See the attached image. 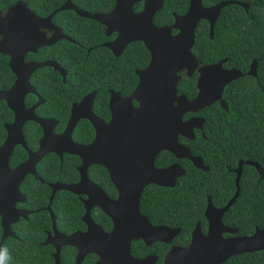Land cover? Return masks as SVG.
<instances>
[{"label":"flooded vegetation","instance_id":"af4514ba","mask_svg":"<svg viewBox=\"0 0 264 264\" xmlns=\"http://www.w3.org/2000/svg\"><path fill=\"white\" fill-rule=\"evenodd\" d=\"M144 1L145 0H140L132 4L131 11L133 14H138L142 11ZM114 5L115 2L113 0L112 8L103 14L111 12ZM6 8L0 11L3 13ZM58 8L52 10L51 13ZM160 9L153 14L151 20L152 25L156 28L165 26L170 27L173 24L174 17L182 15L173 14L171 24L157 25L154 22L155 14L159 12ZM30 12L33 13L31 10ZM57 12L60 11H56V13ZM34 15L37 16L36 14ZM37 17L42 19L45 18L40 16ZM51 19L50 24L54 28L58 29L60 35L64 38H60L49 45L36 47L34 51H30L29 47L28 52H26L23 56V63L30 65L31 63L43 64L51 62L52 66L43 65L32 70L27 78L29 91L23 94H21V91H17L16 94L9 99V101L13 103L12 105L16 107L15 110H18L19 112H21V109L19 108V104L21 103L23 113L20 118H23L25 115L24 111H27L34 106V108H32V115L35 118L52 121L53 125L51 128L50 138L52 139L51 142L54 148H61L63 146L62 134L69 124L68 121L72 115V108L74 107L75 112L72 116L73 119L76 118V120L69 135L70 140L72 143L80 146H89L96 140L94 142L95 144H93L94 151H92L91 155H82V157L65 152H61L59 155L55 152L44 153L33 166L38 179H35V177L30 173H25L18 183L17 193L20 197H17L18 199L12 206L14 210L20 212V214L17 215L14 222L9 224V231L12 236L4 239H16L15 232L12 230L13 226L19 224L20 221H26L28 216L32 213V211L25 206L26 199L24 194L20 191L21 184L27 177H31L33 180L42 183V180L36 171L37 165L46 156L54 155L59 163L62 162L65 156L75 159L73 167L75 178L72 182L54 181L47 183L46 186L49 189V196L46 206L49 205L50 210L51 199L57 192L62 191L73 195L74 204L77 206L80 213L78 218L80 227L69 232H64L56 229L54 216L50 211L53 217L54 231L64 237H69L77 233L86 234L88 231L92 232L91 236L87 237V241H92L96 244L97 250H107L109 259L108 264H165V261L171 252H180L191 246L197 250V252L193 255V257H191L192 259L190 261L183 262V264H229V261H232L230 264H241L240 261L234 259L244 254L263 253L264 250H260L252 253L233 255L219 263L204 261V255H201V252L210 246L215 247V245L221 240L227 241L236 238L250 237L253 235L255 230L258 229L254 228L250 234L242 235L239 229L230 225L231 222H228L226 217L227 213H229V209L239 195L240 178L244 167H249L251 169L250 178L253 180L247 183L248 185H257L258 180L262 178V175H260L254 167L241 164L239 177L236 179L238 163L250 160H235L232 157H221L220 164L212 166L204 164L202 156L198 154L197 151L193 150L194 148L200 147V140L206 141L208 136L202 132L204 123L201 116L202 109L194 113L187 112L182 115V121L184 122L189 119L201 120L199 128H193L190 133H184L185 136L179 134L178 132L175 134L176 143L188 152L189 159L177 158L172 152L162 148V146L155 149H153L154 147L150 148L153 143L149 142V140L147 142V139L161 138L164 135L162 133L122 132L123 123L127 114L130 113V108L137 109L139 107L135 100L129 99L132 91L138 84V76L136 73L144 70L150 60L149 52L142 43H127L120 51L121 47H115L113 45L118 36L117 32H107L104 25L91 20L101 27L100 29L102 32L99 42H94L93 46L84 50V56H87L86 59L92 50L96 51L93 57L96 68L94 69L92 75V88H86L78 94L77 92L72 93L73 99L67 103L64 102L60 93L53 92L55 100L54 104H57L58 108L63 105L66 108L64 118L56 119L54 117L38 115L37 109L39 107L45 105V107L48 108L46 101L48 98L47 91H49L50 86L49 84L46 85L47 82L43 81V95L41 96L38 93L37 88L34 86L33 76L37 72L46 68L49 69L51 74L54 76V82L58 81L60 85H64L66 82V71L58 63L57 56L53 59L46 58L40 60L36 58L38 51L55 46L61 41H65L73 45L76 44L74 40L70 39L61 31L60 27L52 23ZM206 25L208 27L207 22ZM38 30L43 34L45 40H49L54 35V31L52 29L48 30L40 28ZM170 34L174 35L176 34V31L171 30ZM132 44H140L147 53L146 56L145 53L141 51L140 55H135V59H144L147 57V63L141 68H133L130 70L129 57L126 55L124 59H122V62H119L116 68L115 63L118 61L117 59L120 58L124 52L127 50L129 51V47ZM109 46H111L112 49ZM115 53H117V55ZM1 55L7 57V67L13 76L11 85L6 89L0 90V93L2 94L11 89L16 80V76L8 66L9 56L6 54ZM222 60H224L221 64L222 69H233L224 68L223 64L225 63V59ZM197 65L198 67L202 66L199 65L198 62ZM245 73H241L242 76L246 75ZM177 75L180 77V81L183 79H193L195 92L192 96H190V98H186L183 94H180L177 89L179 81L176 87V97L183 96L187 101L193 99L197 92V71H193L190 77H187L185 70L177 73ZM58 91L63 92V90ZM30 98L32 100H30ZM127 99H129L128 104L126 103L128 101ZM84 100L85 102H83ZM0 102L10 114L9 120L1 124L3 136L0 141V170L5 165L7 168L6 173H8V171L14 170L19 165L29 160L30 154L35 153L38 150L39 142L43 137V132L41 127L32 120H25L18 129L17 124L19 121V114L18 118L15 117L16 113L14 112V109L9 108L4 99H0ZM213 104H216L219 109L222 110L218 101ZM172 106L175 107L176 103L174 102ZM123 117L124 121H121ZM90 119L96 120V122L99 121L97 122L98 125L101 124L102 126L108 125L113 120L117 123L116 128L118 129V132L114 131L110 134L111 137H109L110 140L108 145L102 142V139L105 137L104 134L101 131L100 133L96 131V128L91 124ZM83 122L88 125V135L81 141H75L73 139L74 128L78 123ZM30 123L36 124L40 132L35 146L32 149L30 148V145L27 144L23 132L24 127ZM120 123H122V126ZM12 124H14V126L10 132L13 130L11 137L15 143L11 149L8 150L11 139L8 138L6 127L11 126ZM60 124H62V126L58 130V126ZM17 130L19 131V136ZM67 130H69V128H67ZM66 135L67 131L64 134V138ZM19 137L20 142H17ZM172 137V133L169 134L166 132V135L163 136L162 140L164 139V142L167 143L166 140H170ZM16 151H19V154L17 153L18 162L14 161V153ZM190 158H197L201 163L200 167L195 166L191 162ZM214 160L217 159L215 158ZM168 170V173L166 172L165 175L162 174L164 171ZM53 184L70 186L79 185V193L74 194L66 190H57L51 196V185ZM3 187L4 185H2V179H0V192L3 191ZM236 193L237 195L234 198ZM233 198L234 200L232 204L222 214H220L219 211H221ZM208 205L209 208L211 207L214 209L215 216H217L218 213L220 214L219 220L222 228L215 230L214 233H219V236L217 237H210L211 231L209 229V220L205 215ZM46 206L42 208V210L48 214L50 228L45 232V237L41 245H47L52 248L53 252L51 257L52 264H54V247L51 244H44L47 235L52 238L54 233L52 230L50 215L45 210ZM262 229L264 228L258 230ZM101 234L112 235L114 237L107 241ZM1 235L2 227L0 224V238ZM2 241H0V245ZM105 241H107V244L104 243ZM63 248H69L73 251L71 264H75L77 248L68 245L60 246L58 252V264H60V252ZM124 249H126V253L123 251ZM86 260L87 264L102 263L99 256L95 253L86 254L80 264H84ZM175 264H180V262H176Z\"/></svg>","mask_w":264,"mask_h":264},{"label":"trees","instance_id":"16d2710c","mask_svg":"<svg viewBox=\"0 0 264 264\" xmlns=\"http://www.w3.org/2000/svg\"><path fill=\"white\" fill-rule=\"evenodd\" d=\"M21 1L34 14L45 17L58 8L66 0H0V10ZM223 1H235L247 5L246 9L230 4L224 6L218 14L213 26L212 38L208 37L206 22L200 21L194 30V42L191 52L199 65L213 64L225 59L224 68H233L244 74L252 60L256 61L255 77L243 75L226 87L222 92V100L226 103L227 111L219 109L216 104L202 109L204 120L202 132L207 134V140H200V147L194 148L202 156L205 165L220 164L221 157H232L235 160H250L262 170V178L257 185L251 182V169L244 167L239 186V195L227 213L226 220L231 226L239 229L242 235H247L254 228H264V0H202L204 7L213 6ZM77 9L88 13H106L113 6V0H69ZM188 0H164L159 12L155 14V24H171L172 15L185 12ZM52 23L76 42L75 45L65 41L55 46L38 51L37 59H53L57 56L58 63L66 71V82L60 85L54 82V76L49 69H42L34 76V86L42 96L43 81L49 84L47 105L39 107L40 116L56 119L64 118L66 108H58L53 92L60 93L64 102L73 99L72 93H80L86 88H92L93 71L96 68L93 57L96 51H91L88 58L84 50L99 42L101 27L95 22L80 18L69 10L54 14ZM146 51L140 44H132L118 58L115 67L127 55L129 69L141 68L147 63L144 59H135ZM56 59V60H57ZM13 76L7 67V57L0 54V90L8 88ZM45 85V86H46ZM178 92L190 98L195 92L194 80L183 79L178 84ZM58 90H63L59 92ZM30 100H32L30 98ZM64 103V104H65ZM10 118L9 111L0 102V141L3 130L1 124ZM62 124L58 126V130ZM88 125L78 123L73 131V139L81 141L88 135ZM24 136L30 148H34L39 137V128L30 123L24 127ZM86 141V140H85ZM19 151L14 153V161L18 162ZM217 160H214V159ZM75 159L64 157L59 163L54 155H48L37 165L36 171L42 183L27 177L20 186L24 194L26 208L32 213L26 221H20L13 226L16 239H4L0 245V253L6 249L2 264H52V248L41 245L45 232L50 228L48 214L42 210L47 204L49 189L47 183L54 181L72 182L75 178L73 167ZM50 211L59 231L69 232L80 227L79 210L74 204L73 195L57 192L50 202ZM73 251L63 248L60 252V264L72 263ZM241 264H264V252L244 254L235 258ZM232 261H229V264ZM87 264V260L84 262Z\"/></svg>","mask_w":264,"mask_h":264},{"label":"water","instance_id":"95a60500","mask_svg":"<svg viewBox=\"0 0 264 264\" xmlns=\"http://www.w3.org/2000/svg\"><path fill=\"white\" fill-rule=\"evenodd\" d=\"M137 1L140 0H114L115 5L112 11L103 15L89 14L78 10L69 2V0H66L57 10L53 11L43 19L38 18L31 13L22 2H16L7 7L3 13L0 11V53L9 56L8 66L16 76V80L11 89L2 94L0 93V99H4L7 102L8 107L14 109V112L16 113L15 117L18 118L19 114V121L17 124L18 129L25 120H32L41 127L43 132V137L39 142V148L35 153L30 154L29 160L19 165L14 170L8 171V173H6L7 168L5 165L0 170V179H2V185H4L3 191L0 192V224L2 227L0 241L6 237L12 236L9 231V224L14 222L17 215L20 214V212L15 211L12 206L18 199L17 197H20L17 193L18 183L25 173H30L35 179H38L33 166L44 153L55 152L59 155L61 152H65L82 157V155H91L92 151H94L93 144H95L94 142L96 140L89 146L76 145L70 140L69 135L76 120V118L73 119L72 116L75 112L74 107L72 108V115L68 121L69 124L62 134L63 146L61 148H54L51 142L52 139L50 138L53 125L52 121L35 118L32 115V108H34V106L29 110L24 111L25 115L23 118H20L23 113L21 103L19 104L21 112H19L18 110H15L16 107L9 101L17 91H21V94L29 91L27 78L32 70L43 65L52 66L51 62L43 64L31 63L30 65L23 63V56L28 52L29 47L30 51H34L36 47L49 45L60 38H64L60 35L59 30L50 24V19L56 11L71 10L81 18L90 19L104 25L107 32H117L118 36L113 45L115 47H121L120 51L127 43L140 42L149 52V63L144 70L136 73L138 76V84L129 97V99L135 100L139 107L137 109L130 108V113L127 114L125 121L124 117L122 118L121 121H124L122 132H158L164 135H166V132L169 134L172 133L173 137L170 140H166L167 143L164 142V139L162 140L164 135L161 138L147 139V142L149 140V142L153 143L150 148L154 147L153 149H155L162 146V148L169 150L177 158L189 159L188 152L176 143L175 134L177 132L181 135H184V133H190L193 128L197 129L200 127L201 120L189 119L184 122L182 121V115L187 112L194 113L198 110L207 108L216 101L219 102V106L223 111H227L226 103L221 100L223 88L231 81L242 76V74L233 69H222L221 64L224 60L198 67L197 60L191 53V47L194 42V30L199 21H206L208 23V37L211 39L214 22L218 17L219 11L224 6L235 4L246 9L247 5L235 1H223L210 7H203L201 5V0H189L187 10L181 16L174 17L172 26L156 28L152 25L151 20L153 14L161 8L163 0H145L142 11L138 14H133L131 6ZM40 28L48 30L52 29L54 35L49 40H45L43 34L38 30ZM171 30H175L176 34L171 35ZM109 47L112 49L111 46ZM115 54L117 55V53ZM184 70L187 77H190L193 71H197V92L195 97L189 101L184 99L183 96L176 97V87L177 83L180 81V77L177 73ZM255 71L256 61L252 60L245 74L255 77ZM129 99H127V104ZM85 100L83 102H85ZM174 102L176 103L175 107L172 106ZM90 120L91 124L96 128V131L98 133L101 131L104 134L105 137L102 139V142L108 145L110 140L109 137H111L110 134L118 130L116 128L117 123L113 120L108 125L102 126L101 124L98 125L97 122L99 121L96 122V120ZM120 124L122 126V123ZM13 126L14 124L6 127L8 138L11 139L8 150H10L15 143L11 137L13 130L10 132ZM67 128H69V130H67ZM66 131L67 135L64 138ZM17 132L19 136V131L17 130ZM17 142H20V137ZM190 160L195 166L200 167L201 163L197 158H190ZM241 164L252 166L260 175L263 174L262 170L256 163L245 161L243 163H238L236 179L239 177ZM166 172L168 173L169 170L164 171L162 174L165 175ZM79 187V185L70 186L53 184L51 185V196L57 190H66L78 194ZM236 195L237 193L234 198ZM234 198L231 199L221 211H219L220 214L232 204ZM45 210L50 215L52 230L54 233L52 238L47 235L44 244H51L54 247V264H58L59 248L63 245L77 248L75 264H80L83 257L88 253H95L99 256L102 263L98 264H108L109 259L107 250H97L96 244L92 241H87V237L91 236L92 232L88 231L86 234L77 233L69 237L59 235L54 231L53 217L49 210V205L46 206ZM219 213L215 216L214 209L211 207L209 208V205L205 211V215L209 220L211 238L219 236V233L214 232L215 230L222 228L219 220ZM102 236H104V239L107 241L114 237L112 235ZM107 241L104 243L107 244ZM260 250H264V229L255 230L250 237L236 238L227 241L221 240L215 245V247L210 246L205 249L201 252V255H204V261L219 263L233 255L252 253ZM123 251L126 253V249ZM196 252L197 250L192 246L180 252H171L167 257L165 264H172V262L173 264L176 262L183 264V262L190 261L192 259L191 257H193Z\"/></svg>","mask_w":264,"mask_h":264},{"label":"clouds","instance_id":"9594fccd","mask_svg":"<svg viewBox=\"0 0 264 264\" xmlns=\"http://www.w3.org/2000/svg\"><path fill=\"white\" fill-rule=\"evenodd\" d=\"M6 249L3 250L2 253H0V264H2V261H3V257H4V254H6Z\"/></svg>","mask_w":264,"mask_h":264}]
</instances>
